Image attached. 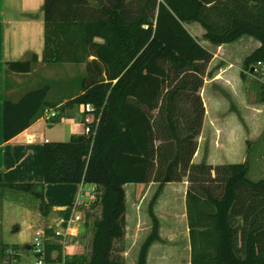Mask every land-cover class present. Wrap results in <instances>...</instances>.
Wrapping results in <instances>:
<instances>
[{
  "label": "trees",
  "instance_id": "trees-1",
  "mask_svg": "<svg viewBox=\"0 0 264 264\" xmlns=\"http://www.w3.org/2000/svg\"><path fill=\"white\" fill-rule=\"evenodd\" d=\"M139 2L132 11L126 0H99L94 7L87 0H44L42 63L83 64L85 77L79 95L63 104L47 101L48 86L16 102L5 99L3 140L29 128L45 109L57 111V124L66 111L89 104L98 124L88 135L44 144L43 182L3 185L1 196L42 217L45 224L35 231L43 233L44 264H126L124 187L153 182L151 231L135 263L147 264L150 246L160 242L153 203L165 184L187 177L197 186L186 193L190 264H264V179L251 182L247 162H191L204 115L196 93L212 56L185 28L197 23L214 46L244 36L257 41L242 70L258 80L257 101L264 104V0ZM36 63L35 55L9 62L6 73L28 74ZM153 112L161 120L154 122ZM55 183L94 186V201L83 208L82 250L73 255L55 236L72 205L55 211L44 202V186ZM211 183L221 186L219 196L203 186ZM17 261L15 254L6 264Z\"/></svg>",
  "mask_w": 264,
  "mask_h": 264
},
{
  "label": "crops",
  "instance_id": "crops-1",
  "mask_svg": "<svg viewBox=\"0 0 264 264\" xmlns=\"http://www.w3.org/2000/svg\"><path fill=\"white\" fill-rule=\"evenodd\" d=\"M43 5L44 0H0V190L3 185L42 183L44 178V144L64 141L56 140L55 135L51 133L54 124L44 123L41 119L36 120L29 128L11 140L6 142L3 140L4 100L18 101L31 84L30 78L36 68L48 66L42 63L44 49ZM203 34L204 31L199 32L201 40L205 41ZM191 36L194 37L192 34ZM197 42L203 48L205 47L199 40ZM227 46V44L221 46L210 44V49L206 48L212 57L202 76V85L196 93L201 100L204 115L199 134L195 139L197 148L191 162L195 165L205 163L211 166L247 162L249 171L251 148L264 149V104L257 101L258 87L251 83L252 76L248 75L245 78L242 76L243 60L239 63L240 65L235 66L230 60ZM258 47L259 43L256 49ZM31 55L37 57V63L32 72L28 74L6 73L7 63L23 61ZM5 76H17L16 82L5 81ZM77 95H79V91L69 98L61 100L60 103L63 104L74 99ZM227 98L231 99V104L228 103ZM81 120V108L77 107L66 111L65 116L58 123L68 128L67 136L70 138L82 135ZM156 144L158 145V142ZM256 155L263 159L259 152ZM85 186L86 184L82 183L46 184L43 191L44 202L53 205L55 211H61L75 202L90 204L94 201V186L90 185V189L84 190ZM155 186V183L151 182L149 184H128L124 187L126 245L130 242L134 243L138 235L141 236L140 242L143 243L151 231L149 205L157 191ZM150 190L153 192V196L148 202L145 212L148 221L150 219L147 223L143 217L142 206L146 202ZM187 190L186 180L167 183L156 197L152 212L158 221L160 242L150 246L147 253V264L152 248L162 242L168 243L170 240L174 243L176 238L181 237L182 227H185L184 235L189 241L186 217ZM15 207L20 213V223L12 219L10 227L13 224L16 226L17 236L6 241L2 237L0 229V247L4 246V249L8 250V245L14 244L20 248L17 241L22 238L26 243V249L31 251L34 231L43 228L45 222L39 213L16 204L8 206L7 210L10 208L13 210ZM1 208L3 210V206ZM59 221V219H51L47 223L57 224ZM81 224L76 225L77 234L74 238L78 237V232L80 234ZM165 227L179 229V231L170 233L169 236L172 235L173 239L164 237L162 232ZM6 253L0 252V264H6V260L10 259V255L7 256ZM15 254L18 256L19 262L21 254L13 253V255ZM135 259H137V255Z\"/></svg>",
  "mask_w": 264,
  "mask_h": 264
},
{
  "label": "rangeland",
  "instance_id": "rangeland-1",
  "mask_svg": "<svg viewBox=\"0 0 264 264\" xmlns=\"http://www.w3.org/2000/svg\"><path fill=\"white\" fill-rule=\"evenodd\" d=\"M89 5L91 7L96 6L99 3V0H87ZM127 2H132L134 4H130L129 9L132 11H136L135 9H138L140 7V2L143 0H126ZM131 6L133 8H131ZM186 30L192 34L197 40H199L200 43H203L205 45V49H210V43L201 40V37L199 35V32H203L201 27L197 23H191L189 25H185ZM228 52H230V57H231V62L235 65L238 66L240 65L239 63L245 60L244 57L248 56L253 50L256 49L258 46V42L255 40L248 38L246 36L240 38L234 43L227 44ZM209 47V48H208ZM244 58V59H243ZM241 65V66H242ZM207 67V66H206ZM243 69V68H242ZM206 71V68H205ZM252 76L251 83L255 86L257 85L258 87V80L252 75V73H249L247 71L243 72L242 76L245 78L246 76ZM13 77V78H12ZM5 76V81H14L16 82L17 76ZM85 77V67L83 64H52L48 65L46 68H41L38 67L36 70L33 72L30 81L31 84L28 89H26L25 93L43 88L45 86L49 87V93L47 96V101L51 102H60L61 100L65 98H69L76 92L80 90V85L79 82ZM174 79V75L171 72V80ZM24 93V94H25ZM23 94V95H24ZM10 101H12L10 99ZM227 101L229 104H231V99L227 98ZM183 105V104H182ZM232 107V105H231ZM157 112H153L151 114L152 120L154 122H157L158 120H161V117L157 116ZM68 128L63 126L61 123H57L53 125V129L51 131L52 134L55 135L54 138L56 140H64L61 142H66L69 140V137L67 136ZM257 152L261 154L260 159L259 156H257ZM249 171H248V179L251 182H258L262 179H264V149H257V148H251V153H250V158H249ZM188 175V173H186ZM220 178V175L217 174L216 178L214 176L215 180H218ZM187 181V177H184L182 179ZM151 183V182H149ZM148 183V184H149ZM153 183V182H152ZM188 189L193 188L194 190L196 189V185L193 184L191 185L188 181ZM155 188L157 189V184H155ZM149 186V185H148ZM204 187H209V189L213 192L215 196H219L221 193V186L219 184L211 183V184H206L203 185ZM153 187V186H152ZM147 188V186H146ZM90 189V185H86L84 190ZM148 198H146V202L142 206V211H143V217L144 220L149 223L146 215V210H147V204L151 200L153 196V192L150 190V193L148 194ZM14 205L12 202L7 201L6 199H3L1 196V190H0V229L2 231V237L7 241L11 240V238L17 236L15 233L16 231V226L10 227L12 219L16 220L18 223H20L19 218H20V213L17 207L12 210H7V207ZM3 206V210L1 208ZM144 207V208H143ZM180 216V215H179ZM151 224V221H150ZM146 225V224H145ZM149 226V225H148ZM147 227V226H146ZM183 229L180 231L181 237L176 238L173 243V241H169L168 243L162 242L161 244L156 245L155 247L152 248L150 252V257L148 259V264H190V246H189V241L187 238H185V227H182ZM181 229V227H180ZM174 231H179V229H172L165 227L163 229V234L164 237H169L172 238L173 236H169L170 233ZM85 233V227L84 223L81 224L80 227V234L78 232V237L77 238H72L71 243L69 245V250H67L68 255H73L75 252L81 251V245L78 241L79 237L84 235ZM169 233V234H168ZM168 238V239H169ZM77 239V240H76ZM173 239V238H172ZM141 236L138 235V237L135 238L134 243H128L126 245L125 251V260L126 264H135L136 263V255H138L139 249L142 245V242H140ZM188 241V242H187ZM12 242V241H11ZM9 244V243H8ZM17 244L20 246V248L16 249V245L10 244L8 245V250L3 249L4 246L0 247V252L2 253L4 251L7 252L6 255L9 256V258H13V253L19 252L21 260L12 264H35V262L38 260L36 256L32 253V251H28L26 249V243H24L22 238H19L17 241ZM44 264V263H43ZM57 264V263H56ZM59 264V263H58Z\"/></svg>",
  "mask_w": 264,
  "mask_h": 264
},
{
  "label": "built area",
  "instance_id": "built-area-1",
  "mask_svg": "<svg viewBox=\"0 0 264 264\" xmlns=\"http://www.w3.org/2000/svg\"><path fill=\"white\" fill-rule=\"evenodd\" d=\"M254 71V69H253ZM81 123H82V135H88L92 131V127L98 124V119L92 117L93 108L89 104L81 105ZM57 111L54 109H45L40 119L44 123H52V120L57 116ZM95 127V126H94ZM88 204L82 202H75L71 208L70 218L65 228H59L55 231V236L60 237L62 240L64 253L69 250V245L72 238L76 237L77 231L75 230L76 225L83 223V208ZM43 233L41 230L34 232L33 239L31 242V251L38 259L35 264H43Z\"/></svg>",
  "mask_w": 264,
  "mask_h": 264
},
{
  "label": "water",
  "instance_id": "water-1",
  "mask_svg": "<svg viewBox=\"0 0 264 264\" xmlns=\"http://www.w3.org/2000/svg\"><path fill=\"white\" fill-rule=\"evenodd\" d=\"M251 71H253V69H251Z\"/></svg>",
  "mask_w": 264,
  "mask_h": 264
}]
</instances>
